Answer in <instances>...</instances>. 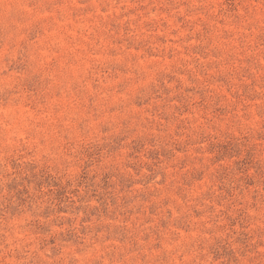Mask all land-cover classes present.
Masks as SVG:
<instances>
[{
	"label": "rangeland",
	"instance_id": "obj_1",
	"mask_svg": "<svg viewBox=\"0 0 264 264\" xmlns=\"http://www.w3.org/2000/svg\"><path fill=\"white\" fill-rule=\"evenodd\" d=\"M0 264H264V0H0Z\"/></svg>",
	"mask_w": 264,
	"mask_h": 264
}]
</instances>
